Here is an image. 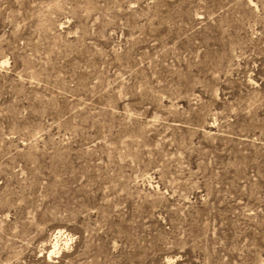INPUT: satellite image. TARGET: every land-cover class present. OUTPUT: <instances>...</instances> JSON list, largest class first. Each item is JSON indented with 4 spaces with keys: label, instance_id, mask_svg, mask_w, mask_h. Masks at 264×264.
Here are the masks:
<instances>
[{
    "label": "rangeland",
    "instance_id": "obj_1",
    "mask_svg": "<svg viewBox=\"0 0 264 264\" xmlns=\"http://www.w3.org/2000/svg\"><path fill=\"white\" fill-rule=\"evenodd\" d=\"M0 264H264V0H0Z\"/></svg>",
    "mask_w": 264,
    "mask_h": 264
},
{
    "label": "bare ground",
    "instance_id": "obj_2",
    "mask_svg": "<svg viewBox=\"0 0 264 264\" xmlns=\"http://www.w3.org/2000/svg\"><path fill=\"white\" fill-rule=\"evenodd\" d=\"M56 241H57V240H56ZM56 241L53 243V246H52L53 248H51L50 253H55V251H56V249H57V247H58V246H57L58 243H57ZM50 253H49V254H50Z\"/></svg>",
    "mask_w": 264,
    "mask_h": 264
}]
</instances>
